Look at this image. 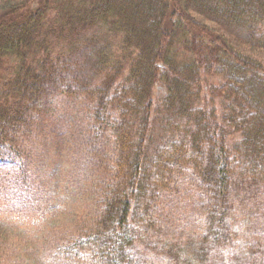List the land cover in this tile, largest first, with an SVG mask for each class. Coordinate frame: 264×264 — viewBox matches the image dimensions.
<instances>
[{
    "label": "trees",
    "instance_id": "16d2710c",
    "mask_svg": "<svg viewBox=\"0 0 264 264\" xmlns=\"http://www.w3.org/2000/svg\"><path fill=\"white\" fill-rule=\"evenodd\" d=\"M64 119L83 164L45 208L76 226L36 237L0 210V264H241L238 212H264V0H0V172L32 200L28 147L51 159Z\"/></svg>",
    "mask_w": 264,
    "mask_h": 264
},
{
    "label": "rangeland",
    "instance_id": "374dc122",
    "mask_svg": "<svg viewBox=\"0 0 264 264\" xmlns=\"http://www.w3.org/2000/svg\"><path fill=\"white\" fill-rule=\"evenodd\" d=\"M164 92L165 90L162 86L157 89V94ZM70 115L77 121L75 111L73 114L70 113ZM74 128L75 123L70 125L66 119L59 122L55 128H46L44 132L45 136L53 135L56 138V142L59 143L58 145H60V148L56 147L54 149L52 147L51 159H46L47 156L37 153L36 144H39L45 137L41 136L40 139L33 142L36 144L27 146L28 153H32L33 161L36 162V166L31 174V180L35 183V185L31 184L32 187H35L33 189L35 200H32L33 198L30 196L32 188L22 185L19 176L10 178L11 175L5 170H2V173L0 172V210L4 211L5 215L20 216L21 219H24V223L22 224L26 228H23L32 236L37 237L38 234L40 236H46L49 233H54L56 237L61 232L68 233L71 228L76 226L71 223V219L68 218L69 215H66L64 211L57 212V209H55L53 212L52 209L45 208V206H50L55 202L57 199L56 193L57 195L62 193L61 188L66 189L72 183L77 182L76 179L74 180V175H77L83 164V156L79 151L80 145L78 141H73V145L70 147V141L66 136L68 131L72 134ZM78 132L73 133L75 135L73 138L77 139ZM81 146L84 147V142L81 143ZM54 150L58 151L54 152ZM16 174L18 175V173ZM86 192L87 190L81 192L78 198L82 203L87 200ZM186 204L188 206L182 207H185V209L176 206H172L169 209V212H173L172 221L174 223H178L182 219L180 214L187 213L191 209L190 201H187ZM75 206L73 213L70 212V208L66 212H70L71 215H76L81 213L85 207L83 204L77 203H75ZM35 212H40V215L35 214ZM58 213H61V215L58 216ZM238 214L237 229L234 230L235 238L231 246H233V249H235L234 246L240 247V250L245 252V260L241 264H254V258L259 254L253 255L252 259L249 254V247L264 246V217H261L264 216V212L246 210L242 216L241 212H238ZM256 217L260 218L257 219ZM79 219L80 216L76 219V222ZM257 227H261V229H257ZM43 230H47L45 234H42ZM52 237L54 235H51ZM46 238L49 237H45L44 239ZM261 238L262 241L259 240ZM229 263L231 264L232 262Z\"/></svg>",
    "mask_w": 264,
    "mask_h": 264
}]
</instances>
